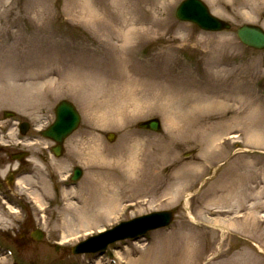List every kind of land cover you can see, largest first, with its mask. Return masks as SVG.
<instances>
[{"label":"rangeland","instance_id":"rangeland-1","mask_svg":"<svg viewBox=\"0 0 264 264\" xmlns=\"http://www.w3.org/2000/svg\"><path fill=\"white\" fill-rule=\"evenodd\" d=\"M181 1L0 0V142L11 145L4 148H19L12 141L18 131L9 134L19 122H28L37 134L53 123L57 104L69 100L81 123L61 157L28 163L38 175L66 178L78 166L83 177L76 188L91 178L79 151L134 146L138 175L146 172L156 184L142 197L123 198L104 225L95 219L94 229L73 237L64 236L61 223L66 199L51 201L56 192L51 184L66 193L58 180L39 188L46 198L40 204L23 195L29 216L0 199L1 245L13 248L19 263L105 264L100 254L74 255L71 248L123 221L172 211L168 228L117 242L109 255L121 264H264V223L252 233L241 220L264 204V50L243 45L236 34L242 25L264 29V0H202L212 15L232 25L221 32L178 20ZM119 18L120 35L113 31ZM125 34L130 41L123 47ZM49 56L58 57L50 66L55 73L36 80L34 66ZM124 73L131 96L121 84ZM172 92L204 96L212 107L186 113L201 101L185 97L189 103L181 109L172 101L171 125L158 110ZM6 112L15 116L5 118ZM153 118L161 121L159 133L137 127ZM40 141L28 148L51 145ZM2 171L7 173L6 166ZM231 203L240 209L228 207ZM258 216L264 221V209ZM27 218L44 232L41 242L22 236L18 223ZM0 264H12L5 250Z\"/></svg>","mask_w":264,"mask_h":264},{"label":"bare ground","instance_id":"bare-ground-1","mask_svg":"<svg viewBox=\"0 0 264 264\" xmlns=\"http://www.w3.org/2000/svg\"><path fill=\"white\" fill-rule=\"evenodd\" d=\"M93 18H95V15ZM86 20L89 21V19ZM115 21L116 25L113 27V31L120 35L122 34V31L120 32L118 27L124 20L122 21L119 18V20L116 19ZM129 41V35L125 34L122 37V46L124 47L127 45ZM57 58V56H49L44 61L37 62V66H34L38 69L35 73V79L42 81L43 77L53 75L55 72H53V69H50V66L58 60ZM120 60L121 65L125 66L126 64L124 63L126 59L120 57ZM72 75L73 74H71V76ZM127 76L128 74H126L121 81V84L124 87V92L126 91L125 89H128L126 87L127 83L131 81L125 79ZM46 86L48 88L53 87L52 84ZM58 86L59 88H62V83L60 82ZM39 89H41V87ZM125 93L127 96L132 95L129 90ZM166 97L169 101H166L165 106L161 107L158 111L165 116L167 122L171 125L175 123V112L173 113L172 101L178 103L180 109L183 107L185 108L189 103L185 104V97L191 98L193 102L201 101L198 104H192L190 110L186 111V113L191 111L195 112L204 107H212V104L210 103L211 101L207 102L204 100V96L192 97V95H183L182 93L176 94L172 92L171 98H168V96ZM197 97L199 99H197ZM79 158H81L80 160L90 170L91 178L86 183H82L76 188L69 187L67 188L66 193L63 191V193H61V200L63 201L66 199V202L62 206L64 218L61 222L65 229V237H73L82 231H86L85 233L91 231V228L94 229V227H96V225L93 224L95 219L98 220L99 223L101 221V224L104 225L106 222L105 218H108L111 215H117L123 198H134L137 195L142 197L145 194L144 192H146L145 189L148 190V187L156 186V184L153 183L155 181L153 176H150L146 172L141 176L138 175L139 162L137 159V149L134 146H124L113 151H105L102 147L92 146L89 152L82 153V151H79ZM44 185L45 187H48L45 183ZM141 189L143 191H140ZM69 192L72 193L69 194ZM35 199L38 204L42 203L39 196L35 197ZM224 200L227 201V198L224 197ZM185 205H187V203H185ZM228 207L240 209L241 205H233V203H231ZM263 209L264 204H257L251 208L250 213L241 219L243 224L249 226V230H251L252 233L255 227L263 228L261 225H263L264 221L259 220L258 216L259 212ZM188 214L189 216H192L190 212H188ZM260 243L264 248V239Z\"/></svg>","mask_w":264,"mask_h":264},{"label":"water","instance_id":"water-1","mask_svg":"<svg viewBox=\"0 0 264 264\" xmlns=\"http://www.w3.org/2000/svg\"><path fill=\"white\" fill-rule=\"evenodd\" d=\"M176 15L182 21L192 22L205 31H224L229 30L231 25L213 16L207 6L201 0H185L177 9ZM239 40L247 47L264 50V30L255 25H243L237 31ZM80 123V116L75 107L67 102H61L56 108V120L53 125L45 131L44 136L54 140L59 144L56 153L59 155L62 143ZM139 128L160 131L161 124L158 119H152L138 124ZM82 171L75 169L74 180L81 177ZM173 219L172 212L153 213L147 216L136 218L132 221L122 223L112 231L92 237L87 241L74 247V254L102 251L109 244L126 238H134L142 235L149 230L161 228L168 225ZM36 239L41 240L42 234L37 231L34 233Z\"/></svg>","mask_w":264,"mask_h":264},{"label":"flooded vegetation","instance_id":"flooded-vegetation-1","mask_svg":"<svg viewBox=\"0 0 264 264\" xmlns=\"http://www.w3.org/2000/svg\"><path fill=\"white\" fill-rule=\"evenodd\" d=\"M8 130L9 129L6 130V133L9 132ZM10 131L11 132L9 134L13 135L16 129L14 128ZM17 131L18 133L13 136L14 140L12 141H15L13 143H16L15 145L19 147L18 149L8 148L6 150L4 146H11L10 144H6L9 140H3V142H0V182L8 191L9 195H11L13 205L19 207L20 210L25 212V215L28 214L29 216L31 206L23 195L29 194V197L32 199L34 197V201L36 200L35 197L39 196L42 201L43 192L41 193L39 188H41L42 191L46 188L44 183L47 185V177L38 175L31 167L32 165H28V163L34 162L35 164H38L39 162H47L48 158L53 159L54 146L47 145L45 149H40L38 147L39 149H35L36 151L33 152L28 147L34 146L36 143L43 142L40 141L41 139L45 141V139L41 136L40 130H38L37 134H31L30 130H28L25 135H23L20 130ZM2 166H6L7 173H2ZM19 189L23 191V194L19 193ZM31 202L34 204L33 200H31ZM32 225L33 221L29 218L18 223V226L23 229L22 231L24 237H27L28 235L29 239L32 238L29 234V230L37 228L36 225L33 227Z\"/></svg>","mask_w":264,"mask_h":264}]
</instances>
